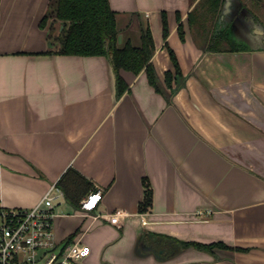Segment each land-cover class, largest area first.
Returning <instances> with one entry per match:
<instances>
[{"label": "crops", "instance_id": "1", "mask_svg": "<svg viewBox=\"0 0 264 264\" xmlns=\"http://www.w3.org/2000/svg\"><path fill=\"white\" fill-rule=\"evenodd\" d=\"M198 1L110 0L119 45L151 28L163 84L174 69L166 42L177 54L186 84L169 102L145 70L121 71L129 88L117 99L108 57L48 54L61 25L41 27L51 0H0V205L31 209L78 173L81 200L100 189L102 201L84 216L64 196L55 232L91 247L85 264H264V49L206 51L189 24ZM147 184L153 203L142 213ZM151 234L240 250L161 258Z\"/></svg>", "mask_w": 264, "mask_h": 264}, {"label": "trees", "instance_id": "2", "mask_svg": "<svg viewBox=\"0 0 264 264\" xmlns=\"http://www.w3.org/2000/svg\"><path fill=\"white\" fill-rule=\"evenodd\" d=\"M227 4L228 0H199L189 14L190 26L195 28L196 24H198L196 19H193V14L199 7H203L208 12L207 14L205 11L204 15H201L204 20L208 21V18H211L212 22L213 19L218 20L216 22V26H218L216 28V37H222L230 41L232 45L233 39L228 35L229 27L226 26L228 20L224 14ZM243 17L248 21H252L253 19L257 23L261 22L257 16L250 18L244 15ZM178 18L181 21L180 14ZM50 19L60 22L64 27L60 29V33L57 35V49L48 51L47 53L108 57L115 74L117 99L121 98L129 88V85L121 75L122 70L131 71L135 74H139L145 70L151 85L158 92L166 96L169 102L173 101L174 96L186 84V76L183 73L177 54L168 45V42H166V46L169 50L174 69L165 73L164 84L159 79L152 61L155 52V41L149 26H142L139 44L136 45L133 41L127 39L123 45H119L117 13L112 9L110 0H51L49 10L41 22V27H45ZM52 29H54V26ZM163 29L164 37L167 40L169 37V22L166 12L163 13ZM179 32L182 40H184L185 30L182 22L179 25ZM49 37L51 39L54 37L52 30ZM212 41L213 37L211 38L210 46H206L205 50L210 52L251 50L249 45L241 43L234 44L229 48L212 47ZM262 49H264V45ZM73 173L76 172L66 173L57 185L63 190L67 201L74 204L75 207L80 208L81 192L83 190L81 187L87 181L78 173L76 175ZM152 203L153 192L150 185L147 184L146 196L145 200L141 203L140 212H147L151 208ZM151 237H153L151 245L148 243L149 240L145 239L146 244H149L148 249L161 258L174 256L183 249L191 247L209 253H214L216 248L240 250L239 248L229 247L224 243L203 244L158 234H151ZM73 238L74 236L70 239L72 240Z\"/></svg>", "mask_w": 264, "mask_h": 264}, {"label": "built area", "instance_id": "3", "mask_svg": "<svg viewBox=\"0 0 264 264\" xmlns=\"http://www.w3.org/2000/svg\"><path fill=\"white\" fill-rule=\"evenodd\" d=\"M55 187L42 202L31 209L0 205V264H85L91 247L81 238L60 240L55 232L56 202L64 193ZM102 190L89 192L80 203L84 216L94 213L102 201ZM123 210L110 216V222L121 224ZM95 219L101 215H94ZM148 221L142 218V224Z\"/></svg>", "mask_w": 264, "mask_h": 264}, {"label": "rangeland", "instance_id": "4", "mask_svg": "<svg viewBox=\"0 0 264 264\" xmlns=\"http://www.w3.org/2000/svg\"><path fill=\"white\" fill-rule=\"evenodd\" d=\"M205 11L208 14L207 10H205L203 7H199V9L193 14V19L194 20L196 19V22L198 23L194 28V33L195 35H197L198 39L204 42L205 46L207 47L210 46L212 37H213L212 47L229 48L234 44L240 43L239 40L241 38L239 37L241 36H238L237 34L234 33L233 34L231 33L232 37L237 38L239 40L234 39L232 45L230 41H227L222 37H216V33H217L216 28H218V26H216V22L218 20L213 19V22L211 18H208V21L204 20L201 17V15H204ZM239 13L241 16L248 14L251 18H253V14H255L257 17H259L261 22L257 23L252 19V21H250L251 23L250 27L243 25L242 23H240V21L237 22L241 24V29L245 30L247 34L249 33L252 38L254 39L258 38L254 42L253 41L251 42L253 45H255L256 43H260V45L263 46L264 45V38H263L264 37V0H228V4L225 7V12H224L225 17L229 19L230 16L232 15L236 16L239 15ZM59 24L61 23L59 22ZM60 26L61 25H57V26L55 25L54 29H52V34L56 36L55 38L56 41H58L57 34L60 33ZM128 37L129 35L126 34V38L121 45H123L126 42ZM134 41L136 42V38H134ZM54 193H57V191H55ZM60 200H63V198H60ZM64 207L68 212L70 213L73 212V209L70 206L64 205ZM216 249H222V248H216Z\"/></svg>", "mask_w": 264, "mask_h": 264}, {"label": "flooded vegetation", "instance_id": "5", "mask_svg": "<svg viewBox=\"0 0 264 264\" xmlns=\"http://www.w3.org/2000/svg\"><path fill=\"white\" fill-rule=\"evenodd\" d=\"M243 16L244 15L241 16L240 13H239V15H236V16L232 15V17L230 16L229 19L226 17V19L228 20V23H227L226 26L229 27L228 35H229V37L231 36L230 38H232L234 40V39H237V38L232 37L231 33L232 34L233 33L237 34L238 36H241V37H239V38H241L240 40L237 39V40L240 41L241 44H245V45H250L251 46V44H252L251 42L252 41L254 42L258 38H256V39L252 38L249 33L247 34L245 32V30L241 29V24L240 23H242L243 25H246L247 27L248 26L250 27V24H251L250 21L245 20L244 19L245 17H243ZM231 18H232V20H231ZM237 21H240V23L237 22ZM248 42H250V43H248ZM256 45H260V43H256Z\"/></svg>", "mask_w": 264, "mask_h": 264}, {"label": "water", "instance_id": "6", "mask_svg": "<svg viewBox=\"0 0 264 264\" xmlns=\"http://www.w3.org/2000/svg\"><path fill=\"white\" fill-rule=\"evenodd\" d=\"M251 18V17H250ZM64 27V25L62 24V28ZM111 72H112V76H113V81H114V90H115V94H116V88H115V74H114V71H113V67L111 65Z\"/></svg>", "mask_w": 264, "mask_h": 264}]
</instances>
